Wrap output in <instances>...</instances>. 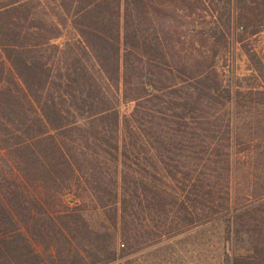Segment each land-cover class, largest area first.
Returning a JSON list of instances; mask_svg holds the SVG:
<instances>
[{
  "label": "trees",
  "instance_id": "obj_1",
  "mask_svg": "<svg viewBox=\"0 0 264 264\" xmlns=\"http://www.w3.org/2000/svg\"><path fill=\"white\" fill-rule=\"evenodd\" d=\"M216 1L0 0L3 256L116 264L223 222L250 246L227 264H264V143H250L263 142L264 113L258 135L235 143L243 83L234 91L217 67L237 31L264 82L249 42L264 32V0H225L223 22ZM68 27L75 36L57 42ZM246 91L264 105V85ZM90 205L102 215L91 229Z\"/></svg>",
  "mask_w": 264,
  "mask_h": 264
},
{
  "label": "rangeland",
  "instance_id": "obj_2",
  "mask_svg": "<svg viewBox=\"0 0 264 264\" xmlns=\"http://www.w3.org/2000/svg\"><path fill=\"white\" fill-rule=\"evenodd\" d=\"M210 5L213 6V8H223L222 18L220 20L221 22L225 21L227 16V12H225L224 9L225 5H227L225 0H221L220 2L216 1ZM204 21L207 28L214 25L209 14H207V18ZM72 36H75V32L68 27L64 36L58 39L57 42H64L67 37ZM237 37V31H234L230 41L231 43L227 48H224L218 56L217 67L225 80L226 86L230 85L234 91L238 89V87H235L236 84L243 83V86L239 88L240 91H242L241 94H239L242 99V107L238 115V120L240 121L238 125L239 138L237 137L235 143H247L246 140L249 137L253 138L258 135L256 133L260 130L257 128L256 121L258 117L261 116V114L263 116L264 113V105L257 104L256 102L258 98L262 96L257 95L256 92H254L253 95L249 94L246 91L247 85L260 86L261 84L264 85V82H262L261 79L256 80L255 78H250V73L254 70V66L240 44L235 41ZM249 42L250 47L253 49L252 51L257 54V57L264 66V32L257 37H253ZM259 67L261 68V66ZM131 107V104H124L121 109L122 113L129 112ZM258 140L254 139L253 142L250 143H264V137L263 142ZM243 147H245V145H239L237 149H242ZM240 157H242V154H240ZM254 157L256 158L258 155L255 154ZM65 200L70 205H73L75 202L74 195H65ZM86 216L87 219H89V229H91V227H99V223L102 221V215L93 208V205L87 208ZM225 226L226 224L223 222L196 225L180 234L164 238L155 244L144 246L134 251L128 250L124 256L118 258L116 264H227V254L232 258L234 253L239 251L247 252L250 246L249 243L245 241H229ZM122 242L121 240L116 242V247L118 249L122 248ZM38 249L41 250L45 256L46 249L47 252L49 250V245L41 244ZM49 256L50 254H47V258ZM53 260L59 264H72L66 259L58 258L57 255L53 257ZM20 261H23L22 258L12 260L7 256H3L0 252V264H15L16 262L20 263ZM37 261H39V259L35 260V257H28V262L32 264H35ZM47 264H49V262H47Z\"/></svg>",
  "mask_w": 264,
  "mask_h": 264
}]
</instances>
